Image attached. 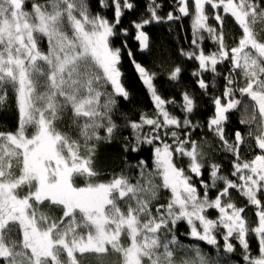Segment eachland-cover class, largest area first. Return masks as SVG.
<instances>
[{"label": "snow or ice", "instance_id": "obj_1", "mask_svg": "<svg viewBox=\"0 0 264 264\" xmlns=\"http://www.w3.org/2000/svg\"><path fill=\"white\" fill-rule=\"evenodd\" d=\"M28 4L0 0V106L11 94L18 113L15 131H0V264H82L78 255L107 254L109 248L118 254L119 264H223L220 233L225 253L236 250L235 240L245 264H264V0H175L178 15L166 16L158 14L156 0H149L147 15L132 21L134 39L145 51L150 47L146 25L191 16L193 47L181 55L198 62L192 75L205 94L209 84L203 74L213 73L215 87L218 65L228 63L223 91L212 97L214 114L207 128L219 150L232 158L230 174L206 161L207 141L193 140L189 131L200 127L188 115L196 107L194 97L182 93L181 120L167 110L175 101L158 93L156 73L132 59L156 110L154 116L141 114L139 121L128 122L134 141L124 145L126 152L154 145V168L147 171L141 160L135 183L123 173L98 182L93 164L97 142L114 138L117 98H129L120 67L122 49L128 46L114 47L111 38L129 34L120 25L126 10L136 5L95 0L92 11L88 0ZM100 9L110 11L112 19ZM226 17L241 30L231 47ZM204 33L215 45L211 52L201 46ZM128 56L133 57L131 50ZM181 71L172 68L168 78L178 80ZM241 105L247 118L239 123L247 132L236 129L229 137V114ZM65 119L71 120L75 137L60 130ZM169 135L171 144L165 139ZM177 156L187 158V168L175 162ZM205 167L208 180L203 179ZM193 177L200 178V188ZM78 178L83 186L76 184ZM162 190L170 193L164 203ZM233 190L246 200L243 207L233 200ZM249 206L255 209L254 226L246 215ZM210 210L218 213L215 219ZM181 221L192 240L217 249V256L198 244L182 243L175 231ZM251 236L258 255L251 254Z\"/></svg>", "mask_w": 264, "mask_h": 264}, {"label": "trees", "instance_id": "obj_2", "mask_svg": "<svg viewBox=\"0 0 264 264\" xmlns=\"http://www.w3.org/2000/svg\"><path fill=\"white\" fill-rule=\"evenodd\" d=\"M92 11H96L95 0H88ZM136 5L133 10H126L125 15L122 17L120 28H127L129 34L124 36L120 34L112 39V45L114 47H122L124 43H127V48L122 49L121 58V71L122 82L129 92V98L124 100L123 98H117L116 109L113 113V120L117 124V129L114 133V138L109 142L107 140L98 141L96 144L95 156H94V169L99 174L96 177L98 182H107L111 180L114 175L123 173L131 178L132 183L136 182L139 178L141 169L137 167L141 160L145 161L147 171H152L153 164V147L154 145L142 144L138 151H125L124 145L134 141V134L131 127L128 126L129 121H139L141 114L148 116L155 115V107L151 99V95L148 92L146 86L141 81L139 74L136 72L132 63V59L143 65L150 72L156 73L154 84L158 93L166 100H174V104L166 105L167 110L173 115L183 120L185 113L181 111L180 105L182 104V93L189 92L195 100L196 107L189 115V119L192 123L199 124L200 127L190 129L191 138L193 140L207 141L204 144L205 151L210 155L205 157L206 161H214L222 167V174H230L231 171V156L219 150V143L216 138L208 132L207 121L214 114V105L212 104V97L220 95L224 87L223 76L228 74V63L218 65V71L220 76L215 77V87H213V73L205 72L203 74L204 79L209 84L207 94L204 90L200 89L197 84L198 77L192 75L194 71L198 69V62L194 59H188L181 55V50L188 51L192 49V17H182L179 20L164 21L161 23H152L145 26V31L150 37V47L148 50L141 51L138 42L134 39L135 29L132 27V21L142 18L147 15L146 6L149 0H131ZM156 3L161 7L158 9V14L166 16L168 12H173L174 15H178L174 11L176 4L175 0H156ZM28 7L30 8V0ZM109 19H112V13L107 9H100ZM222 11V9L220 10ZM210 23L215 25L214 20H210ZM260 27V26H258ZM226 42L229 46H235V42H238L241 36V30L235 24L231 17H226L225 24ZM205 40L201 42L202 48L206 52H211L215 49V45L210 39H207V33H204ZM43 48L47 49V44L44 43ZM131 50L133 57L129 58L128 51ZM179 66L182 71L178 80L173 81L168 78L169 71ZM239 97V93H237ZM249 104L253 103L248 101L247 97L242 98ZM251 114V108L248 110V114ZM71 114L69 113L68 116ZM258 115V113H257ZM247 118L244 112V107L241 105L238 110H234L229 114V120L226 123V132L229 137H232L234 130L239 129L241 132H247V126L239 123L241 119ZM18 123V113L15 106L14 96L10 94L8 103L5 106H0V131H15ZM60 130L68 132L75 137L76 129L71 125L70 119H65L60 124ZM144 132L149 131V126H145ZM101 136L106 135L103 130L100 132ZM163 135V131H161ZM183 136V132H181ZM127 138V140L125 139ZM168 143H172V138L169 135L165 137ZM159 142H157L158 144ZM248 159H251V155L245 154ZM175 162L183 168H187V158L181 159L175 158ZM203 179L208 180V170L205 167L203 171ZM200 178L193 177V183L200 188ZM78 186H83V178L76 180ZM201 194L203 193V189ZM23 194V193H21ZM170 193L166 190H162L161 203L166 202ZM214 198L216 190L213 189L210 193ZM233 200L238 206L243 207L247 202L243 197L239 196L235 190L232 191ZM255 209L249 206L246 210L247 218L250 222V226L255 224ZM52 215L58 216V212H53ZM218 213L215 210H210L209 216L212 219L217 217ZM176 234L178 239L185 245L198 244L203 251L210 254L212 257L217 256V249L212 246L206 245L203 242L192 240L188 235V225L185 221L178 222L176 227ZM222 233L217 235L219 243V257L223 260V264H245L243 260V250L239 247L238 243L233 240L236 245V250L233 253H225L223 250V238ZM251 254L258 255V243L254 236L249 239ZM78 258L82 260V264H119L120 258L118 254L113 253L109 248L107 254H86L84 257Z\"/></svg>", "mask_w": 264, "mask_h": 264}]
</instances>
